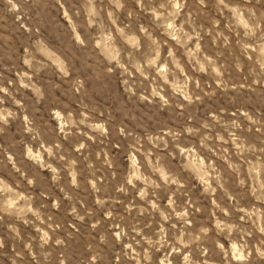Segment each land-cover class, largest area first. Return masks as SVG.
I'll list each match as a JSON object with an SVG mask.
<instances>
[{
	"label": "clouds",
	"instance_id": "clouds-1",
	"mask_svg": "<svg viewBox=\"0 0 264 264\" xmlns=\"http://www.w3.org/2000/svg\"><path fill=\"white\" fill-rule=\"evenodd\" d=\"M6 3L10 11L34 10V44L43 40L41 28L48 23L49 7L58 5L71 25L74 47L96 56L102 74H116L129 97L147 101L157 110L179 109L182 123L139 136L127 125L112 127L111 116L102 119L103 111L95 115L83 101L77 119L72 111L65 115L64 109L52 108V120L63 121L59 133L69 141L72 151H67L62 140L42 139L25 117L26 130L39 147L34 151L26 143L22 160L9 154L12 168L28 185L35 181L22 167L25 161L47 168L53 181L66 183L68 190L61 187V191L70 202L74 200L70 192L98 194L94 206L73 202L68 215L84 222L104 210L118 231L111 236L106 230L97 231L100 219L87 235L73 222L65 228L43 211L44 205L34 206L31 196L22 195L19 183L10 186L0 177V213L32 225L36 232L25 239L20 228L9 223L8 234L0 235V256H7L11 264H157V260L158 264H232L233 260L264 264V0H214L223 27L218 17L202 22V15L210 11L209 0H134L135 8L127 7L126 0H82L80 8L66 7L71 0ZM125 12L129 22L120 25V14ZM140 13L147 14L151 24L134 28L132 21ZM97 35L103 37L99 43ZM102 46L107 49L104 53L97 51ZM34 61L29 54L23 63L31 67ZM58 64L68 77L65 60L58 57ZM75 83V93L84 95L85 80L77 77ZM23 86L33 88L37 103L45 99L41 87ZM0 92L11 95L2 87ZM218 93L227 98L231 110L221 107L204 118L194 114V107ZM9 117L15 119L16 114L0 109V121L7 124ZM115 136L127 142V162L121 161L123 171L112 184L109 175L116 178L118 173L105 147ZM85 138L99 150L90 151ZM194 188L204 206L201 199L193 200ZM116 205H123L133 217L130 224L123 223L125 216L114 214ZM53 206L59 210L61 204ZM197 213L207 218L197 222ZM6 240L12 242L10 253ZM158 253L162 255L157 257Z\"/></svg>",
	"mask_w": 264,
	"mask_h": 264
},
{
	"label": "rangeland",
	"instance_id": "rangeland-1",
	"mask_svg": "<svg viewBox=\"0 0 264 264\" xmlns=\"http://www.w3.org/2000/svg\"><path fill=\"white\" fill-rule=\"evenodd\" d=\"M19 2L20 0H17V3ZM81 4L82 0H71V4H66V7L80 8ZM126 5L135 8L134 0H126ZM9 8L6 0H0V87L7 89V92L11 94L0 92V99L4 101L3 104H0V109H8L14 112L16 118L9 117L7 124L0 121V128L4 129L3 133H0V177L4 178L5 183L10 186L19 183L22 195L31 196L34 206L44 205L43 211L47 215H51L56 222L63 224L65 228H68L69 222H73L80 227L81 232L87 235L91 224L95 223L96 219H100L101 229L97 231L106 230L111 236V232L118 231V229L112 228V221L104 215V210L97 211L94 218L86 217L84 222L75 220L73 216L68 215L73 202L79 200L84 203L85 207L94 206L98 194L94 192H70L69 194L74 197V200L70 202L64 198V193L61 191V187L68 190L66 183L63 180L59 184L53 181L51 178L53 174L47 168H42L38 164L28 161L23 163L22 167L27 176L35 181L34 185H28L24 177H21L12 168V164L7 159L9 154L13 155L14 159L22 160L26 143H31L34 151L36 147H39L38 142L32 141V134L26 130L27 121L24 118L27 117L28 120L32 121V126L42 133V139L49 142L62 140L65 150L72 151L69 141L64 140L63 134L59 133L63 121L52 120L50 112L52 108L64 109L63 114L65 115L68 111H72L73 119H77L79 112L83 110L81 107V101H83L89 109L93 110L95 115H99V112L103 111L105 115L101 117L102 119L111 116L112 127L118 129L127 125L128 130L139 136H143L146 131L157 132L166 130L168 127H179L182 118L177 113L180 110L177 109L176 112L157 110L154 105L148 104L147 101H139L136 97H129L124 86L120 83V77L116 74H102L103 65L96 56L80 50L78 46L74 47L75 40L71 32V25L63 17V10L58 12V5L50 6L48 9V23L41 28L43 40L39 44H34L36 39L33 35L36 24L34 10L27 11L25 6L27 14H24L23 12L10 11ZM209 9L207 14L202 15V22L208 23L210 18L218 17L221 19V27H223V16L215 8L214 0H209ZM136 11L139 13L138 8ZM79 19H84L83 12H81ZM128 22L126 12L120 14V25ZM132 23L134 28L140 23L148 26L151 24V20L147 14L140 13ZM87 34L84 33V35ZM103 36H106V33ZM102 38V35H97V42L99 43ZM25 49H28V53L25 52ZM106 50L104 46L97 49L100 53H104ZM208 50L213 51V46H209ZM29 54L35 56V61L31 67L23 63ZM58 57L64 59L69 67L70 75L68 77H64L60 72ZM94 73L96 75H93ZM77 77L85 80L87 91L82 96L74 91ZM203 79L207 80V77ZM25 83L41 87L45 99L37 103L33 88L31 86L25 88L23 86ZM15 101H20V104L18 105ZM65 105L67 108L64 107ZM221 107L231 110L227 98L218 93L206 104L194 107V114L204 118L210 111L218 110ZM85 141L90 146V151L99 150L97 144L87 141L86 138ZM114 144H119L120 147H113ZM126 149L127 142L121 136L111 138V143L105 147V150L109 152V158L114 161L113 170L118 173L116 178L109 175L108 178L112 184L116 183V179L120 178L119 172L123 171L121 161L127 162ZM44 159L47 160L48 157L45 155ZM2 188L3 185H0V189ZM192 198L193 200L201 199L198 190L195 188L192 191ZM53 202L61 204L59 210L53 206ZM205 204L206 202L201 199V205L204 206ZM116 209L118 211L114 214L125 216L123 221L125 225L132 222L133 217L127 215L123 205H116ZM0 216H3V219H0V235L6 236L8 234L7 225L9 223H15L25 239L29 235H36L32 225L25 226L21 221L3 213H0ZM28 218L34 219L33 217ZM206 218L203 213L195 215L197 222ZM69 230L75 231V229ZM93 235L96 236V232H93ZM97 239H99L98 236ZM6 243L8 244L6 251L10 253L12 242L6 240ZM225 245L227 246V242ZM116 250H119V245H117ZM161 255L162 253H158L157 257ZM0 261H3V264H11L7 256H0ZM131 264H135V262L132 261ZM232 264H236V261L233 260Z\"/></svg>",
	"mask_w": 264,
	"mask_h": 264
}]
</instances>
